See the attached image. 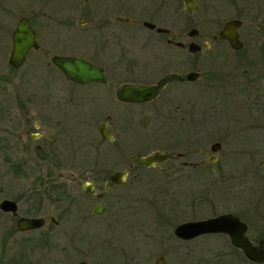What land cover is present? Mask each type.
<instances>
[{
  "label": "flooded vegetation",
  "instance_id": "1",
  "mask_svg": "<svg viewBox=\"0 0 264 264\" xmlns=\"http://www.w3.org/2000/svg\"><path fill=\"white\" fill-rule=\"evenodd\" d=\"M228 20L237 21L235 32L241 46L236 49L219 32ZM19 26L23 27L25 35L17 49H23V55L15 63L12 58L13 36ZM81 32L87 35L85 48L73 49V44L78 43L73 34ZM189 43L196 45L194 51L190 50ZM220 45H227L238 55L241 53L231 60V69L237 72L234 76L237 81L240 74L246 75L239 79L236 89L247 104L214 109L219 120L214 130L216 139L210 142L209 151L205 146L192 145V140L183 143L185 151L163 150L168 159L185 156L189 160H183V165L193 167V172L199 168L196 172H203L204 178L214 177L212 182L204 181L199 193L201 197L185 194L187 200L182 207L179 209L173 205L170 209L172 220L178 218V215L174 216L176 213L183 212L186 216L191 211L199 213L207 208L210 212L202 217L187 216L173 224L172 234L166 236L168 264L190 263V242L204 237L216 241L200 245L202 264H264V105L257 106L261 99L264 101V0H0V82L12 83L15 77L22 82L32 78L51 80L48 76L54 73L69 81L53 58L74 56L102 69L106 81L94 80L84 84L69 81L72 86L98 85L114 102L128 108L138 106L139 112L147 110V103L163 99L162 93L167 85L193 83L202 75L194 66L206 65L196 53ZM244 45L248 46L245 51ZM254 54H258L257 58L251 57ZM44 70L48 76H42ZM189 72L196 73V77L189 78ZM166 73L179 77L167 81L153 99L124 102L115 96L117 86L125 82L154 84ZM114 82L118 83L113 86ZM181 93L186 98L188 90H181ZM38 97L24 90L0 91V162L9 167L5 174L29 176L33 183L15 196L0 198V201L12 199L16 207L14 213L12 209L6 211L0 207V264H54L46 250L64 247L51 235V226H57L60 220L73 224L75 232L81 225L89 227L92 220L105 223L107 227L118 224V219H125L121 217L122 208L117 207L121 193L109 194L106 190L111 185L127 182V175L135 171V166H144L138 165L140 155L137 154L108 155L102 159L81 155L80 159H73L74 175L68 176L70 182L80 185L66 187L61 180L53 182V178L64 176L57 169L60 155L57 144L51 139L46 140L41 129L47 123L55 124L60 112L56 111L57 108L53 113L42 112L34 104ZM178 103L171 109L173 112L179 109L180 103L183 105L182 101ZM105 123L108 124L107 120ZM235 138L237 143L233 141ZM204 153H207V161L201 157ZM194 155L199 158L198 162L190 160ZM16 162H20L23 169L15 170ZM28 162L39 166L36 170H24ZM121 170L126 171L122 181L110 180V175ZM101 176H106L102 189L97 188ZM62 197L68 200L66 205L59 202ZM199 208L204 209L200 211ZM224 214L238 218L245 227L243 236L254 248L252 256L233 245L227 232L207 231L183 239L173 230L176 224L184 221ZM229 216L227 220L233 221ZM21 217L40 218V223L38 227L24 229L17 226ZM157 225L150 224L148 229L138 226L147 242L157 241ZM79 240L77 237L73 239V250L77 254L80 253ZM157 257L161 258V264H166L165 252L156 255L153 264L159 262ZM147 259L144 262L149 264ZM82 260L91 264H108L107 261H90L86 256L73 264Z\"/></svg>",
  "mask_w": 264,
  "mask_h": 264
},
{
  "label": "rangeland",
  "instance_id": "2",
  "mask_svg": "<svg viewBox=\"0 0 264 264\" xmlns=\"http://www.w3.org/2000/svg\"><path fill=\"white\" fill-rule=\"evenodd\" d=\"M73 36L78 42L73 44V49H84L83 46L87 42L86 33L81 32L73 34ZM247 47L244 45L243 51ZM257 55L254 54L251 57L257 58ZM196 56L206 64L205 66H194V69H199L202 75L196 78L193 83L184 86L180 84L167 85L162 93L164 98L147 103L145 112H139L138 106L128 108L127 105L122 106L116 101L114 102L110 99L108 92L98 85L80 87L73 84L72 86L69 81L58 77L56 73L48 76V72L45 70L42 72V76L51 77V80L41 81L32 78L22 82L17 77L12 80V83L1 80L0 91L21 92L24 90L29 94L34 93L39 96L34 104L38 105L42 112L53 113L57 108L56 111L60 112V116L55 118L56 122L55 119L53 120L55 124L47 123L41 130L42 134L46 136V140L51 139L53 143L57 144L56 148L60 155V162H58L60 165L57 169L61 170L64 176L59 179L53 178V182L61 180L63 186L74 187L80 183L74 185L68 180V176L74 175L73 159H80L81 155H93V157H97L95 159H102L108 155H145L153 150L169 151L170 148L175 152L185 151L183 143L189 140H192V145L205 146L209 151L210 142L216 139L214 130L219 120L214 115V109H218L220 106L236 107L247 104L236 89L239 79L242 76L244 79L246 75L240 74L238 81L235 80L234 76L237 72H232L233 63L231 60L236 56H241V53L238 55L236 52H232L227 45H220L215 49L209 47L203 51L200 50ZM117 83L114 82L113 86ZM185 89L188 90V93L187 97L183 98L181 90ZM178 99H181L183 105ZM177 101L180 103H178L180 107L176 112H173L171 109L174 108ZM259 105H264L262 99L258 102L257 106ZM154 107H159V109L155 111ZM106 120L112 136V139L107 141L102 140L97 129L98 124ZM233 141L237 143V138ZM206 155L207 153L201 155L204 161H207ZM185 159L189 160L185 156H180V158L172 156L149 168L135 166V171L127 175V182L121 183L119 186L111 185L106 190L107 193H121L118 202H116L118 209L122 208L121 217L125 219L120 217L121 220H117L118 224L114 223L107 227L105 223L92 220L89 227L81 225L78 232L73 230V224L64 220H60L57 226L52 225L51 235L56 237L64 247L61 250L56 247L47 249L46 254L50 257V261L52 258L54 264H73L76 260L86 256L90 261H107L108 264H143L148 258L149 264H153L155 256L165 252V261L168 264L169 251H167L166 245L169 243L166 236L169 237L172 234L173 224L187 216L202 217L210 212L207 207V209L199 208L200 211L204 209L203 212L191 211L186 216H183V212L176 213L174 216L178 215V218L172 220L173 215L169 213L172 206L180 209L187 200L185 194L194 195L195 198L201 197L199 193L205 184L204 181L212 182L214 178L211 176L204 178L203 172H196L199 171V168L193 172V167L182 164ZM190 160L198 162L199 158L194 155ZM28 163L24 170H36L39 166L36 163ZM14 166L15 170L23 169L20 162L14 163ZM211 166L213 169L214 165L211 164ZM8 169L6 163L0 162V198L15 196L33 184L32 178L29 176L22 178L5 174ZM103 179L105 180L106 176L100 177L97 188L102 189ZM59 202L66 205L68 200H64L62 197ZM197 202L198 199L195 203ZM150 224L151 226L158 224L156 242H147L144 233L139 232V225L148 229ZM76 237L80 238V253L78 254L73 250V239ZM215 241V238L209 237L201 238V240L195 238L191 241L189 247L192 254H190V263L188 264H202L199 259L200 245L213 244ZM172 244L175 248L174 242ZM145 256L147 257L144 258Z\"/></svg>",
  "mask_w": 264,
  "mask_h": 264
},
{
  "label": "water",
  "instance_id": "3",
  "mask_svg": "<svg viewBox=\"0 0 264 264\" xmlns=\"http://www.w3.org/2000/svg\"><path fill=\"white\" fill-rule=\"evenodd\" d=\"M237 24L236 20H228L225 23V26L222 27V29L219 31L221 33L222 38L226 39L230 44L231 47L236 49V47L241 46V42L237 39V32H235V25ZM23 27L19 26L17 33L13 36V41L15 42V47L12 51L13 53V60H16L15 63H18L21 59V56L23 55V49H17L19 44L22 42V37L24 34ZM190 44V50L194 51L196 45ZM53 61L57 64V68L64 73L66 78H68L69 81H75L79 82V84H84L85 82H93L94 80H100V82H105L106 80L103 77V71L102 69L98 68V66L91 65L87 60L84 59H78L77 57H67L62 56L60 58L54 57ZM187 76L191 79H194L196 77V73L189 72L187 73ZM179 76L176 74L166 73L162 78H159L156 80V83L154 84H141V83H135L131 84L130 82H125L124 84H121L117 86V90L115 93V96L118 99H121V101H142L145 102L146 100L153 99L154 96L158 91H160L161 87L169 80H174L178 78ZM107 123L101 122L98 124L97 129L100 133V137L102 140H111L110 136V130L107 129L106 126ZM212 149H215V146L212 144ZM168 159V154L164 153L163 151H152L149 152L147 155H140L138 160V165H144L145 167L152 166L154 164H157L163 160ZM126 174V171L121 170L119 173H113L109 176L110 180H113L115 182L122 181V176ZM85 186V185H84ZM105 188L107 187L104 186ZM0 207L4 210L8 211V209H12L13 213L16 209V207L13 204L12 199H5L0 201ZM227 214L224 215H216L212 218H206L203 220H193V221H184L181 224H176L173 228L174 232L178 237L180 238H186V237H193L195 234H201L204 232H214V231H220V232H227L229 235V238L231 239V243L233 245H237L241 247L248 256H252L254 248L249 245L247 242L246 237L243 236V231H245V227L239 222L238 218L229 216L233 221L227 220ZM40 223V218L35 219L33 218H24L21 217L17 221V226L29 229L32 227H38ZM159 262L157 264H161V258L157 257ZM75 264H91L87 263V261L82 260L79 262H76ZM94 264V263H92Z\"/></svg>",
  "mask_w": 264,
  "mask_h": 264
}]
</instances>
